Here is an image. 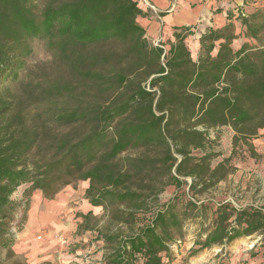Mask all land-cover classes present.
I'll list each match as a JSON object with an SVG mask.
<instances>
[{
    "label": "trees",
    "instance_id": "16d2710c",
    "mask_svg": "<svg viewBox=\"0 0 264 264\" xmlns=\"http://www.w3.org/2000/svg\"><path fill=\"white\" fill-rule=\"evenodd\" d=\"M206 6L222 25L196 39L193 25L175 26L155 44L137 0H0V255L13 252L18 187L53 199L78 181L103 211L78 212L77 226L97 232L101 264H170L185 221L209 211L191 255L256 233L264 248V208L194 200L228 177L237 154L259 157L264 0ZM33 37L51 60L26 71ZM221 127L234 132L232 152L213 164L211 129ZM169 186L177 193L157 204Z\"/></svg>",
    "mask_w": 264,
    "mask_h": 264
},
{
    "label": "rangeland",
    "instance_id": "374dc122",
    "mask_svg": "<svg viewBox=\"0 0 264 264\" xmlns=\"http://www.w3.org/2000/svg\"><path fill=\"white\" fill-rule=\"evenodd\" d=\"M141 7H147L149 15L154 17L159 22V28L153 35H148L149 39L155 44H166L169 39L164 29V17L160 14L165 11L173 13L180 0H168V5L163 11H159L150 0H137ZM195 5V4H194ZM192 5V8L193 6ZM222 5V4H221ZM172 17H169V20ZM223 16L214 15L207 9L202 13L200 19L191 23L195 35L193 39L204 32L207 27L216 26L221 24ZM151 32V31H150ZM242 43L241 39L236 41V45ZM30 45L32 47L31 55L26 59L27 70L32 69L38 63H47L51 60V54L47 50L44 42L36 37L31 38ZM14 87L15 84H12ZM262 136L253 141L259 157L253 159L251 157H244L241 154L232 160L234 169L228 175V177L219 182L216 186L210 188L208 191L198 194L194 200L198 203L204 201L206 205L215 207L219 202L228 201L234 204L236 207H259L264 208V131ZM233 130L229 127H221L218 133L215 134V130L211 129V136H218L220 156L213 160V164L221 161L223 158L229 157L232 152V137ZM188 181L190 179L188 178ZM30 185V184H23ZM21 185V186H23ZM73 186L79 185L85 186L84 181H78ZM20 186V187H21ZM20 187L12 195L13 201L17 204V211L15 212L14 221L11 223V231L14 233V244L12 247V254H8L7 250H3L0 255L1 264H29L24 254L16 253L13 249L16 242L21 239L22 230L25 225L27 216V210L29 207V199L33 190L27 188L23 193L20 191ZM64 188V187H63ZM188 191V187H184ZM178 191V193H183ZM18 191V192H17ZM177 193L174 186H169L167 189L159 195L157 204L163 205L168 202ZM188 196L191 197V194ZM102 209L99 210L98 215H102ZM18 213V216L16 215ZM63 219L65 221H63ZM59 217L55 221V226L46 229L45 234L49 231L60 232L62 225H65L67 219ZM213 215L211 211L205 217H196L187 219L184 223V238L181 241L172 245L173 260L170 264H263L264 256L262 255L263 246L261 245V233H256L251 236L241 237L226 243L223 245H215L213 247L204 249L196 255H191V250L195 248V242L200 236L205 235V231L211 227ZM82 221V220H81ZM64 222V223H63ZM105 219L101 223L105 224ZM79 224V223H78ZM63 232V231H61ZM44 234V233H41ZM63 234H65L63 232ZM97 232L82 231L73 233V236L63 237L62 243L66 247H79V253L81 264H98L101 254V241L97 240ZM60 238V237H59ZM65 239V241H64ZM77 239V240H74ZM74 240V241H73ZM41 241V240H40ZM70 243V244H68ZM252 253H255L252 257Z\"/></svg>",
    "mask_w": 264,
    "mask_h": 264
},
{
    "label": "crops",
    "instance_id": "0c3cea01",
    "mask_svg": "<svg viewBox=\"0 0 264 264\" xmlns=\"http://www.w3.org/2000/svg\"><path fill=\"white\" fill-rule=\"evenodd\" d=\"M150 1L159 11H163L168 5V0ZM210 1L180 0L176 10L164 17L163 30L167 34L171 33L167 35L169 41L173 40V28L175 26L190 25L199 20L206 9L211 13V10L206 6V3ZM192 5H194L193 8ZM142 8L147 11L146 5ZM169 17L172 19L169 20ZM223 23L224 19L219 25ZM141 24L147 29L148 35H153L160 25L151 15L142 18ZM29 187L30 185H23L20 187V191L23 193ZM85 190L86 185L77 187L67 185L53 199L43 197L40 190H33L29 196V207L21 239L16 242L13 248L15 252L24 254L29 264H81L82 258H80L79 247L77 248L75 245L66 247L62 240L63 237L73 236L76 231L78 223L81 222L78 212L86 213L93 210L95 214H98L99 210L102 209L101 207H93L88 202L85 198ZM16 215L18 216V213ZM59 217L67 219L65 225L61 227L63 229L61 231L65 234L61 231H49L45 234L43 231L55 226V221ZM63 221L65 220L63 219ZM102 253L101 251L100 260ZM100 262L98 264H101Z\"/></svg>",
    "mask_w": 264,
    "mask_h": 264
}]
</instances>
